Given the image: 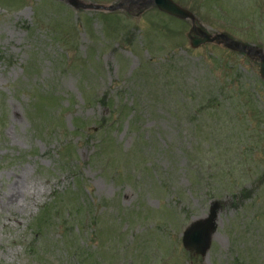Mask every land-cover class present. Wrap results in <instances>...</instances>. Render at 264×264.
<instances>
[{
  "label": "rangeland",
  "instance_id": "obj_1",
  "mask_svg": "<svg viewBox=\"0 0 264 264\" xmlns=\"http://www.w3.org/2000/svg\"><path fill=\"white\" fill-rule=\"evenodd\" d=\"M137 1L0 0V264H264L259 64ZM176 1L264 48V0ZM213 200L198 256L182 236Z\"/></svg>",
  "mask_w": 264,
  "mask_h": 264
},
{
  "label": "water",
  "instance_id": "obj_2",
  "mask_svg": "<svg viewBox=\"0 0 264 264\" xmlns=\"http://www.w3.org/2000/svg\"><path fill=\"white\" fill-rule=\"evenodd\" d=\"M70 5L75 8H83V9H97V10H118L126 8V5L131 0H123L116 5L105 6V5H97V4H88L80 0H65ZM145 5H156L165 13H169L178 18L189 19L192 21L191 32L188 37L191 39V45L193 48H197L205 43H217L219 45L226 46L227 48H231L234 51H239L246 53L251 58L259 60L260 62V76L264 78V51L256 46L247 45L243 42L233 40L228 35L219 33L216 35H211L201 30L200 27L196 25V17L190 12L187 8H183L179 6V4L175 3L173 0H143L141 1ZM136 3V2H133ZM140 3V2H139ZM138 3V4H139ZM194 34V36H193ZM219 201H214L212 203L210 213L201 219H197L192 222L190 226L185 230L183 235V244L184 248L188 249L191 252L196 254L206 255L209 251L212 236L217 231V220H218V212L221 208V204Z\"/></svg>",
  "mask_w": 264,
  "mask_h": 264
},
{
  "label": "bare ground",
  "instance_id": "obj_3",
  "mask_svg": "<svg viewBox=\"0 0 264 264\" xmlns=\"http://www.w3.org/2000/svg\"><path fill=\"white\" fill-rule=\"evenodd\" d=\"M11 195L5 196L6 199L11 203V204H18L20 202L21 198L25 196V187L21 183V181H16L14 184L11 186Z\"/></svg>",
  "mask_w": 264,
  "mask_h": 264
}]
</instances>
